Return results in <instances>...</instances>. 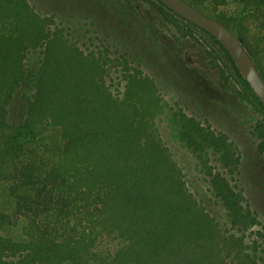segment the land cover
I'll return each instance as SVG.
<instances>
[{"label":"trees","instance_id":"1","mask_svg":"<svg viewBox=\"0 0 264 264\" xmlns=\"http://www.w3.org/2000/svg\"><path fill=\"white\" fill-rule=\"evenodd\" d=\"M187 1L204 14L210 10L207 16L232 30L228 23L236 18L220 11L230 0ZM233 1L244 16L264 17V0ZM146 2L163 26L172 23L178 42H194L207 59L211 56L210 64L217 52L264 111L212 34L161 0ZM54 23L53 15L39 13L29 0H0V182L9 185L15 203L12 214L0 211V264H264L257 248L240 247L245 232L259 224L257 213L243 188L209 165L211 146L221 165L238 173L240 155L233 159L227 137L194 116L181 118L183 138L200 158L233 227L242 232L239 239L225 235L190 192L155 132L160 90L141 62L124 54L112 57L108 46L84 50ZM37 48L42 58L34 91L17 125L9 106L26 77L27 54ZM115 67H121L125 81L120 92L113 89ZM52 127L61 129L64 147L58 159L42 163L26 152L20 136L35 142ZM254 134L264 149V121ZM21 218L24 240L5 233ZM106 238L119 239L121 246L101 249Z\"/></svg>","mask_w":264,"mask_h":264},{"label":"rangeland","instance_id":"2","mask_svg":"<svg viewBox=\"0 0 264 264\" xmlns=\"http://www.w3.org/2000/svg\"><path fill=\"white\" fill-rule=\"evenodd\" d=\"M29 1L39 13L53 15L52 27L63 28L65 35L82 49L108 46L112 57L124 54L136 63L141 62L144 73L156 80L160 90L155 132L182 169L190 192L214 217L225 235L239 239L242 232L233 227L226 208L212 190L210 176L205 173L200 158L183 138L181 118L194 116L210 131L227 137L225 140L234 151L233 159L237 160L240 155L238 173L228 172L211 146L209 165L214 171L224 173L232 184L243 188L259 224L245 232V241L240 247L247 246V251L257 248L260 261L264 263V149H261V139L254 134L257 124L264 121V111L233 70L225 66L221 56L213 51L215 63L210 64L211 56L207 59V54L201 53V47L194 42H178L172 36V23L163 26L146 0ZM220 11L236 18L228 24L247 45L264 74V17L244 16L242 7L233 0ZM204 12L212 15L210 10L204 9ZM212 47L216 50L215 45ZM41 58L42 48L29 50L26 77L9 106L12 123L18 125L22 120L27 98L34 91ZM120 69L111 70L113 89L118 92L125 86ZM20 139L27 142L26 152L37 155L42 163L58 159L64 147L59 127H52L35 142L26 141L27 135H21ZM8 187L7 183L0 182V211L12 214L15 203ZM25 224L26 220L21 218L16 227L6 229L5 233L24 240ZM119 246V239L106 238L100 248L116 250Z\"/></svg>","mask_w":264,"mask_h":264},{"label":"water","instance_id":"3","mask_svg":"<svg viewBox=\"0 0 264 264\" xmlns=\"http://www.w3.org/2000/svg\"><path fill=\"white\" fill-rule=\"evenodd\" d=\"M183 18L212 34L230 53L251 89L264 103V77L238 36L224 23L207 16L187 0H161Z\"/></svg>","mask_w":264,"mask_h":264}]
</instances>
